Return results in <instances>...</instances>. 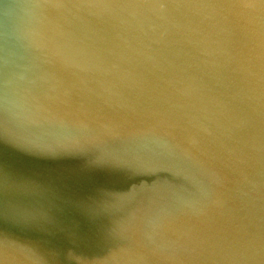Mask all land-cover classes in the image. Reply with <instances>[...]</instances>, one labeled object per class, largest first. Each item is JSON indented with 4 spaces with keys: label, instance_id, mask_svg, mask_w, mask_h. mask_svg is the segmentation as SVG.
Wrapping results in <instances>:
<instances>
[{
    "label": "water",
    "instance_id": "water-1",
    "mask_svg": "<svg viewBox=\"0 0 264 264\" xmlns=\"http://www.w3.org/2000/svg\"><path fill=\"white\" fill-rule=\"evenodd\" d=\"M0 264H264V0H0Z\"/></svg>",
    "mask_w": 264,
    "mask_h": 264
}]
</instances>
